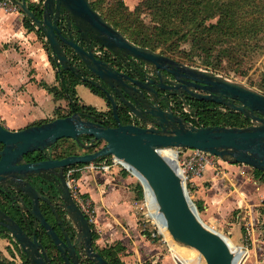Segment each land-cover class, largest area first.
<instances>
[{
    "label": "water",
    "instance_id": "1",
    "mask_svg": "<svg viewBox=\"0 0 264 264\" xmlns=\"http://www.w3.org/2000/svg\"><path fill=\"white\" fill-rule=\"evenodd\" d=\"M11 1L45 35L58 72L71 71L103 90L117 123L106 126L100 117L79 111L17 130L0 121V187L12 194L13 208L31 211L46 231L43 238L37 227L33 232L26 230L0 207V228L15 238L30 264H56L47 252V238L65 264H81L79 255H85L95 264H110L94 248L89 220L74 199L64 173L73 165L95 164L108 156L119 159L154 190L174 239L198 250L206 264H236L237 257L226 239L227 234L202 220L197 204L181 179L177 160H170L161 151L167 148L178 154L181 148L198 149L227 162L264 171V93L136 44L95 9L90 0H43L40 16L26 0ZM62 12L66 14L70 31L74 26L80 38L95 39L126 66L130 62L138 65L142 74L133 75L130 70L123 71L97 57L92 47L76 42L72 32L66 36L59 22ZM84 69L98 80L89 78ZM173 97L181 99L185 109L195 114L189 99L217 103L242 113L250 124L244 127L195 125L175 112ZM122 110L131 112L144 125L133 123L129 115L121 114ZM64 138L76 140L87 150L102 142L104 145L92 152L63 158L47 154L44 159L26 160L29 153L49 152ZM39 177L54 183L58 204L73 222L76 232L73 237L65 233L62 238L47 221L42 202L46 201L52 209L53 204L34 184V179Z\"/></svg>",
    "mask_w": 264,
    "mask_h": 264
},
{
    "label": "crops",
    "instance_id": "2",
    "mask_svg": "<svg viewBox=\"0 0 264 264\" xmlns=\"http://www.w3.org/2000/svg\"><path fill=\"white\" fill-rule=\"evenodd\" d=\"M26 1L28 4H39L43 0ZM24 18L21 10L10 11L0 5V121L13 130L53 120L61 114H66V109H70L67 107L70 104L67 97H57L51 91V88L61 89V83L58 79L57 65L46 47V38L41 36L37 27L35 30L28 29L24 24ZM75 90L80 104L93 106L98 111L110 110L106 98L94 93L85 83H77ZM221 165L223 167H219L222 171L229 172H215L213 170L216 167L215 163L207 166L203 175L193 178L191 182L203 207L204 217L213 223L210 224L214 225L213 227L216 224L219 228H226L228 236L235 242L232 237L234 232L238 239V242H235L237 244H242L240 241L243 240V231L246 230L247 244L252 246L248 249L246 260L254 256L255 261L264 264V179L261 178L264 175L259 176L255 168L245 164L227 162L226 165ZM88 166L89 164L80 167L82 175L79 179L85 182L90 175L86 168ZM233 171L237 174L233 175ZM221 181L224 182L223 190L218 187ZM81 186L85 191L83 195L88 198L90 190L85 184ZM214 187L217 189L215 192ZM119 195V191L113 193L114 202L109 200L111 195L103 198V205L111 209V212L122 211L128 215L129 209L137 210L135 205L126 207L122 204ZM122 197L125 198L126 195L123 194ZM131 197L132 194H129L126 198ZM129 217L135 221L131 214ZM127 220L126 218V226L123 228L125 234L117 237L119 240L117 243L122 244L118 254L121 264H135L138 255L135 254V250L133 252L127 248V242L130 237L129 230L135 233V229L141 228L138 221L133 223V227L131 224L127 225ZM97 237L99 246L100 231ZM124 251L126 253L121 254ZM24 254L9 232L0 233L1 259L20 264L23 262ZM124 255L127 256L123 257Z\"/></svg>",
    "mask_w": 264,
    "mask_h": 264
},
{
    "label": "rangeland",
    "instance_id": "3",
    "mask_svg": "<svg viewBox=\"0 0 264 264\" xmlns=\"http://www.w3.org/2000/svg\"><path fill=\"white\" fill-rule=\"evenodd\" d=\"M142 1L143 0H97V2H101L103 12L108 15L111 20L113 19L111 12L112 14L116 13L120 8L119 4L121 2L133 11ZM117 15L119 16V13ZM141 19H143V22L147 26H153L156 23L153 16L147 13H143ZM209 22L217 23L218 16ZM219 27L216 34L218 42L217 44L214 43L213 46L215 47L211 51L208 49L210 54L208 51H204L201 48L202 44L198 46L197 49H193L192 42L189 38L179 39L178 46L174 47L175 49L173 50L167 51L170 53V56L181 62L201 69L211 70L231 81L243 83L252 89L264 93V31L260 32L257 36H251V38H237L232 37L230 32H225L222 35V28L221 26ZM162 50H165V47H160L158 49L159 52ZM208 62L210 63L209 65H207ZM68 106L70 107V104H68L67 107ZM65 112L67 113L69 110L66 109ZM187 114L196 116L195 113L192 115V112H188ZM187 114L185 113V116H187ZM84 138L88 139V137ZM83 140L85 141V139ZM77 143L78 142L73 139L64 138L58 141L56 148H70L79 153L83 152V149L77 147ZM101 146H103V143ZM189 152L190 149L186 150V153ZM172 156L167 157L176 159L175 155ZM215 163L216 167L213 169L215 172L222 171L220 169L222 166L221 164H227V162L220 160L218 157L215 158ZM86 168L90 171L88 181L85 182L82 179L76 181V183H74L76 185L75 190L79 198H81L85 192L81 185L85 184L90 190L88 193L89 197L86 199L93 203L96 209L95 223L98 231H100V244L102 246L99 245L98 247H100L99 249L101 251L104 252L105 250L106 253H110L111 251L121 250L122 244L117 243L119 242L117 237L122 233L125 234L123 228L126 226L125 221L127 218V225H133L135 221H138L139 228L142 229L136 230L134 228L135 233L130 229L128 242L126 240L127 248L133 252L135 250V254L138 255L136 256L137 260L135 264H187L175 253L172 246L174 244L179 247L183 257H187L190 262L195 261V259L199 257V264H206L204 257L201 254L199 255L198 250L173 238L167 224L164 222L163 216L157 214L160 203L158 202L154 190L140 175L136 172L134 174L119 163L114 164L108 171L101 168L100 164L94 166L89 165ZM223 171L229 172V170ZM232 174L236 175L237 173L233 171ZM222 183L224 182L221 181L218 187L223 190ZM187 189L191 198L197 204L202 220L213 227L214 225H210L213 223L204 217V210L199 199H197L193 183L190 182ZM215 190H217L216 187H214L213 192H215ZM115 191L120 192L119 196L121 197L120 202L122 204L126 207L135 205L137 210L129 209V215L127 212L122 211H119V213H117L118 211L111 212V209L109 210L106 205H103L102 200L111 195L109 196V200L114 202L113 193ZM123 194H125L126 197L132 194V197L129 199L126 197L123 198ZM83 198H85L84 195L81 199ZM130 214L135 221L130 219ZM215 227L222 233H228L226 228H219L216 224ZM144 233H146V235H143ZM245 233L246 230L243 231V240L240 241L242 244L235 243L238 242V239L235 237L234 232L232 237L235 242L229 238L228 234L226 235L228 243L236 254V264H263L261 261H255L254 256L246 260L249 253L247 249H251L252 246L247 244ZM122 253L125 254L126 251L121 252V254ZM128 253L127 251V255L130 254Z\"/></svg>",
    "mask_w": 264,
    "mask_h": 264
},
{
    "label": "trees",
    "instance_id": "4",
    "mask_svg": "<svg viewBox=\"0 0 264 264\" xmlns=\"http://www.w3.org/2000/svg\"><path fill=\"white\" fill-rule=\"evenodd\" d=\"M90 2L113 26L123 32L133 42L156 51L160 47H165V50L160 51V53L169 56L170 53L167 50L175 49L174 47L178 46L179 39L183 38L190 39L193 49H197L202 44L201 48L210 54V51L215 47L213 46L214 43L217 44L218 42L216 34L220 28L219 26L222 28V35L225 32H230L232 37L237 38H251V36H257L260 32L264 31V0H143L133 11L121 2L119 10L117 9L118 11L114 14L111 12V15H113L112 20L103 12L101 2H97V0H90ZM29 6L40 16L42 1L39 4L29 3ZM118 13L119 16L117 15ZM143 13L152 15L156 23L153 26H147L143 22V19H141ZM217 16V23L209 22ZM24 24L30 30L36 29V25L27 16L24 18ZM37 30L42 37H45L41 30ZM46 47L51 54V48L47 41ZM209 64L208 62L207 65ZM58 78L61 83V89L51 88V91L57 97H67L70 102L69 112L61 114L59 117L68 116L74 111H79L84 114L100 117L106 126L117 125L112 110H109V112L98 111L93 106L82 105L78 101L75 90L77 83H85L94 93L106 98L104 92L99 87L88 81L81 80L80 77H76L71 71L58 72ZM188 103L192 108H195L196 116L186 113V119L195 125L244 127L250 124L249 118L245 117L242 113L229 110L217 103L196 99H189ZM179 107L182 110L184 109L181 101ZM87 142L89 141L87 140ZM102 143L104 145V142ZM102 143L89 150L82 148L78 143L77 147L83 149L85 152H92L100 148ZM57 144L58 142L47 153H29L26 156V160L37 161L44 159L47 154H50L53 158H63L79 153L70 148L57 149ZM0 147H2L1 144ZM82 166L84 164H76L68 168V170H73L72 177L76 180L82 175V172L78 169ZM255 171L259 176L264 175V172L261 170L255 169ZM261 178L264 179V177ZM39 183V179L37 178L34 184L37 185ZM3 231L5 229L0 228V233ZM118 252L111 251L110 253H106L104 250L103 255L107 256L110 264H121ZM0 264L16 263L3 260L0 256ZM20 264H30L25 254L23 255V262Z\"/></svg>",
    "mask_w": 264,
    "mask_h": 264
},
{
    "label": "flooded vegetation",
    "instance_id": "5",
    "mask_svg": "<svg viewBox=\"0 0 264 264\" xmlns=\"http://www.w3.org/2000/svg\"><path fill=\"white\" fill-rule=\"evenodd\" d=\"M59 22L62 24V28L65 30L66 36H69L70 32H72L74 40L76 42H78L79 44H81L85 47H92L95 54L97 51H101V54H99V55L96 54L97 57L110 61L115 66H118L119 68H121V70H123V71L130 70L131 73H133V75H136V74L139 75L141 73L140 72L141 69H139L137 67L138 65H134L132 62H130V64L128 66H126L124 64V62L120 58L116 57V55L110 49L103 46L102 44L97 42L95 39L90 38V40L87 41L83 38H80L79 34L75 31L76 28L74 26L72 27V29L70 31L68 29L66 14L64 12L61 13V18H60ZM72 51H73V49L69 47V52L73 54ZM75 62H76V60H75ZM147 72H149V71H147ZM84 73L86 75H88V72L85 69H84ZM88 76H89V78H91L95 81L98 80V78L93 76V75H88ZM151 76H153V75H151ZM153 79L156 80V77H153ZM180 100L181 99H177V98L173 97V98H171V103L174 107L175 112L180 113L184 117H186L185 113H188L189 111H187L185 109L184 104H183L184 109L183 110L180 109V107H179ZM107 102L109 103L110 110H112L110 102L108 100H107ZM107 112H109V111H107ZM121 114L123 116L129 115V117H130L129 119L133 123H136L139 125H144V123L140 119H138L136 116H134L129 111H126V113H125V110H122ZM68 171H69L68 169L64 171L67 180L69 179ZM36 179L37 178H35L34 180H36ZM38 179H39V182L41 184L40 183L37 184V187L39 188V190L41 191L42 194H44L47 198H49L51 200V203L53 204V209H52L50 204H48L46 201L42 202L41 207H42L43 213H44L47 221H49V223L56 229V231L58 232V234L62 238H64L65 233L70 235L71 237H73L74 235H76V232H75V229L73 226V222L70 219L67 211H65V209L62 206H59V204H58L59 198L57 197V193L55 190L54 183L52 181L45 179V178L39 177ZM59 183H60V181H59ZM71 193H72V190H71ZM11 195L12 194L6 193L0 187V207L3 208L4 210H6L7 212H9L17 220V222L20 223L26 230L33 232L37 227L38 233L41 234V237H43V238L46 237L45 236L46 231L44 230V228L40 224L39 220H36V218L32 215L31 211L24 210L23 212H21L20 208H18V207L13 208L12 207V201L10 200ZM16 204H18V202H16ZM36 222L38 223L37 226H36ZM89 224L91 226V235H92V241H93L94 248L109 262V260L107 259V256L103 255V251H101L99 249V247L97 246V239H98L97 236L99 235V231L97 229L96 223L89 222ZM46 241H47V245L49 246V248L47 249V252L49 253L53 262H55L56 264H65L62 257H61V254L50 243L48 238L46 239ZM79 262L81 264H95L94 262H92V260L87 258L85 255H79Z\"/></svg>",
    "mask_w": 264,
    "mask_h": 264
},
{
    "label": "built area",
    "instance_id": "6",
    "mask_svg": "<svg viewBox=\"0 0 264 264\" xmlns=\"http://www.w3.org/2000/svg\"><path fill=\"white\" fill-rule=\"evenodd\" d=\"M0 5L3 6L5 9L10 11H18L20 10L17 5H15L11 0H0ZM97 55L101 54V51L96 52ZM189 148H181L177 154L176 160L178 162L179 171L181 174V179L188 188V184L192 182L193 178L201 177L207 168V166H211L215 164V158L217 156L210 154L205 151H201L198 149H190L189 153H186V150ZM168 150L167 148L162 149V151ZM165 156V155H164ZM122 164L119 159L114 156H108L104 159H100L95 164L89 165H96L100 164V167L104 170L108 171L114 164ZM123 165V164H122ZM124 166V165H123ZM125 167V166H124ZM126 168V167H125ZM80 170V168H78ZM128 169V168H126ZM129 170V169H128ZM131 171V170H130ZM73 170L68 171L69 175V187L72 190V195L76 200L77 204L81 208L82 212L85 214L89 222L95 223L96 222V209L93 203H91L88 199L79 198L78 193L75 190L76 179L72 177ZM244 247V246H243ZM246 249V248H245ZM248 250V249H247ZM242 264V263H241Z\"/></svg>",
    "mask_w": 264,
    "mask_h": 264
},
{
    "label": "bare ground",
    "instance_id": "7",
    "mask_svg": "<svg viewBox=\"0 0 264 264\" xmlns=\"http://www.w3.org/2000/svg\"><path fill=\"white\" fill-rule=\"evenodd\" d=\"M161 154H163L165 156L175 155L177 157V151H173L171 149H168V150H165V151H161ZM167 158H169V157H167ZM169 159L173 160L171 158H169ZM157 214L163 216V211H162L161 205L159 206ZM172 246H173V249H174L175 253L177 254V256L180 257L182 260H184L187 264H199V261H200L199 257L197 259H195V261L190 262L187 257H183L182 252L179 249V247H177L175 244L172 245ZM199 255H200V252H199Z\"/></svg>",
    "mask_w": 264,
    "mask_h": 264
}]
</instances>
